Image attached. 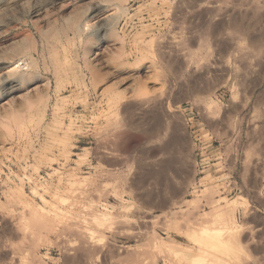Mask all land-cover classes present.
<instances>
[{"label": "rangeland", "instance_id": "374dc122", "mask_svg": "<svg viewBox=\"0 0 264 264\" xmlns=\"http://www.w3.org/2000/svg\"><path fill=\"white\" fill-rule=\"evenodd\" d=\"M28 100L41 121L0 125V264H188L159 241L234 225L209 250L264 264V0H0V120Z\"/></svg>", "mask_w": 264, "mask_h": 264}, {"label": "bare ground", "instance_id": "6f19581e", "mask_svg": "<svg viewBox=\"0 0 264 264\" xmlns=\"http://www.w3.org/2000/svg\"><path fill=\"white\" fill-rule=\"evenodd\" d=\"M117 1H123V0H117ZM78 21L79 20H77V18H73L71 21V24H72L71 26H73V29L76 32H78V30H79V27L77 24ZM92 40L93 39L88 38L87 44L92 43ZM22 51L24 53L25 52L27 53L28 47L23 48ZM89 52H90L89 48H85V51H84L85 55H88ZM27 60H29L27 62L28 69L26 71H23V72L21 70L20 74L17 76V79H16L17 81H21V82H19L21 84L22 83H24V84L30 83L31 81L37 79V77H36V75H37L36 71L38 68L37 61L32 57H30L29 59L27 58ZM86 63L88 65H90V61L88 60L87 56H86ZM13 82H14V80H13ZM41 97L42 96L40 95L39 99H42ZM38 103H40V101L35 103L32 100H28L26 102L27 114L18 113L17 111L10 109V112H9L7 119L0 120V125L5 126V127H12V125H14V127H16V129L18 131L25 132L26 126L28 125L29 122L31 123L32 121L35 120L36 115H37V119L39 121H41V119H43L45 117V116H43V114L41 112L42 110L36 112L35 108H36V106H38ZM41 117H43V118H41ZM222 212L225 213V211H222ZM104 216L106 218L107 215H103V218H104ZM106 220H107V218H106ZM238 227L239 226L234 225V226H226V227L204 228L202 230L195 231V232L191 233L190 236L192 238H194L196 240V242L198 241L200 243L199 244L200 248H198L196 251L194 249H192V246H189V247L184 246V245L180 246L177 243H174V244L171 243L170 244V243H166L162 239L159 241V246L168 249V251L170 253L175 254L176 256H178L180 258L188 259V264H234V263L226 260L224 257L219 255L217 252L209 250V247L213 248V247H218V246H222V247L233 246L234 241L239 240L238 238H239V234H240L241 230ZM85 233L86 232H84V234ZM84 234H83V236H85V238L89 239L87 241V239L84 238V240L89 242L90 239L92 238V236H89L87 233L85 235ZM201 243H204L203 244L204 246L201 245ZM206 247H208V248H206Z\"/></svg>", "mask_w": 264, "mask_h": 264}]
</instances>
